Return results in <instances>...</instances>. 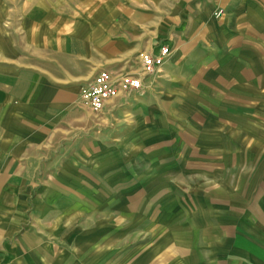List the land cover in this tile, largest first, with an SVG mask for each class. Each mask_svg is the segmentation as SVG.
Listing matches in <instances>:
<instances>
[{
	"label": "rangeland",
	"instance_id": "rangeland-1",
	"mask_svg": "<svg viewBox=\"0 0 264 264\" xmlns=\"http://www.w3.org/2000/svg\"><path fill=\"white\" fill-rule=\"evenodd\" d=\"M46 6L0 0L6 12ZM208 56L195 78L145 79L126 96L128 141L105 144L122 129L108 123L82 132L91 156L95 144L111 156L53 199L51 222L38 212L31 238L3 264H264V91L221 78L219 54ZM82 104L97 119L105 107ZM56 181L36 178L32 196Z\"/></svg>",
	"mask_w": 264,
	"mask_h": 264
},
{
	"label": "crops",
	"instance_id": "crops-1",
	"mask_svg": "<svg viewBox=\"0 0 264 264\" xmlns=\"http://www.w3.org/2000/svg\"><path fill=\"white\" fill-rule=\"evenodd\" d=\"M39 1L50 6L0 11V264L31 238L38 212L51 222L53 199L84 186L108 161L96 144L91 156L82 132L93 124L128 126L125 95L106 102L98 119L81 102L82 87L102 69L142 76V58L168 45L164 65L144 77L150 86L197 77L215 51L221 78L264 91V0ZM114 133L105 144L128 141V128ZM79 146L81 153L63 156ZM38 177L58 180L43 198L32 196Z\"/></svg>",
	"mask_w": 264,
	"mask_h": 264
},
{
	"label": "built area",
	"instance_id": "built-area-1",
	"mask_svg": "<svg viewBox=\"0 0 264 264\" xmlns=\"http://www.w3.org/2000/svg\"><path fill=\"white\" fill-rule=\"evenodd\" d=\"M172 50L163 45L158 55H147L141 61V75L102 69L96 76L82 87V102L93 111H100L106 102L120 95L128 96L138 92L144 86V77L158 72L164 65Z\"/></svg>",
	"mask_w": 264,
	"mask_h": 264
}]
</instances>
